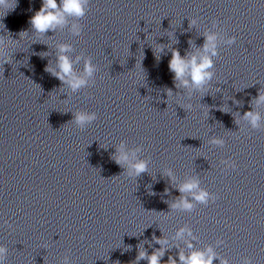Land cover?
Masks as SVG:
<instances>
[{"label": "clouds", "instance_id": "clouds-1", "mask_svg": "<svg viewBox=\"0 0 264 264\" xmlns=\"http://www.w3.org/2000/svg\"><path fill=\"white\" fill-rule=\"evenodd\" d=\"M90 0H60L57 4V0H42L41 8L35 12L31 17L30 24L32 29L41 34H46L49 31L54 32L55 26L63 25L66 23L67 16H73L82 20L89 10ZM15 7V0H0V9H13ZM66 14V15H65ZM198 21L193 18L190 21L191 26L197 25ZM211 29L220 30V21L213 19L210 25ZM71 30L77 37L82 34L83 26L81 23H74L71 25ZM219 32L206 31L204 33V43L201 46L202 52L189 54L187 51L185 55H181L180 51L175 48H171V59L169 60L168 67L173 73V81L177 89H186L187 96L190 99L194 93L205 92L211 82L213 81L215 73V63L212 59L214 56H219L217 52V41L219 38ZM236 41L235 36H227L224 44L232 46ZM5 40L3 36H0V56L7 54L3 48ZM190 42V47H191ZM60 55L57 56V68L46 67L45 71L50 72L51 75L55 76L62 85L66 84L72 92H76L82 88L89 86V79L92 78L98 71L97 65L92 62L91 57L85 59L83 67V76L76 75L74 72L73 64L70 58L65 54L71 50V46L67 44H60L58 46ZM161 52L163 48L160 49ZM80 58L77 57V60ZM93 81L92 86L94 85ZM173 91L168 90L167 96H171ZM255 99L256 104L264 103V92L259 91V94ZM184 108L190 109L192 105L189 103L183 106ZM247 120L252 130L259 129L261 124V116L259 113L254 111H246L242 117ZM98 119V114L95 111H77L73 114V123L78 129H85L86 126L92 124ZM211 145L216 147H224L225 140L222 137H214L210 141ZM143 147L140 146L132 152L133 158L136 157V153L142 151ZM116 164L123 165L128 164L125 169L127 176L139 177L141 174L148 171V159H137L135 163H131L129 160V154L125 150V143L122 140L120 145L115 149L112 157ZM220 163L224 166L223 170H235L237 164L231 158L223 159ZM164 175H166L170 182H174L175 175L171 168L166 169ZM180 193L176 199H174L170 205L171 209L179 210L182 212H193L195 205L192 201L204 206H208L210 203H215L218 199L216 193L210 192L206 188L200 187V181L196 178H190L184 183L175 187ZM168 190L165 189V192ZM184 193H192L191 199L185 196ZM11 227V225H9ZM185 233L192 237V240L186 242V246L189 249H194V241L196 239L195 234L191 227L184 226L180 227L175 237L182 239ZM156 244L160 245L158 249H155L150 255L146 251H139L136 257V264H139L140 260H146L147 264H161L162 258L165 256L166 251L170 250L166 247L169 243L168 239L162 236L161 238L153 237ZM224 243L223 240L218 239L216 245L220 246ZM178 249V259L171 255L168 256L166 264H213L214 260H218L219 264H230L226 257H219L215 254L211 247L203 250H191L187 255L180 250V246L176 245ZM7 248L0 246V264H3L7 256ZM62 264H70L68 256H65L62 260ZM241 264H252V260L249 257H244Z\"/></svg>", "mask_w": 264, "mask_h": 264}]
</instances>
